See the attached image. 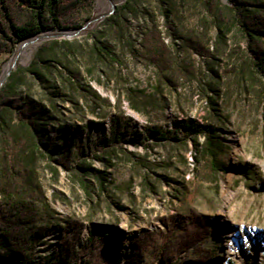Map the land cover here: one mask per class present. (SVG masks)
I'll return each instance as SVG.
<instances>
[{
  "label": "rangeland",
  "instance_id": "rangeland-1",
  "mask_svg": "<svg viewBox=\"0 0 264 264\" xmlns=\"http://www.w3.org/2000/svg\"><path fill=\"white\" fill-rule=\"evenodd\" d=\"M174 1L173 5L162 6L158 0H95L93 8L68 16L71 28L46 30L42 32L45 36H33L27 46L17 45L9 51L4 50V39L11 25L24 23L30 10L22 0H0V81L9 69L10 75L22 72L24 86L18 90L21 103L32 98L45 110L42 118L33 116L43 145L69 156L68 168L51 160L37 162V179L57 217L38 243L37 264L54 262L53 255L59 252L62 242L60 229L67 221L84 225L81 245L94 233L98 245H112L126 264L134 238L148 232L165 235L174 225L182 227L196 217L209 226L210 236L204 246L213 252L204 261L194 249L191 255L182 252V264H264V81H251L236 71L226 73L231 67L239 68L245 55L241 46L230 39L226 45L216 43L217 30L205 0ZM128 4L135 11L128 15L131 41L141 48L145 32L157 27L175 59L192 64V75L176 86L162 83L153 63L130 52L128 40L113 43L119 62L96 69L94 77L89 73L93 66L88 59L77 60L83 85H91L101 99L91 92L77 91L68 70L64 69L57 79L51 78L53 82L40 80L27 70L47 41L69 39L88 49L89 31L101 27L109 15ZM190 29L202 34L214 48V60L184 46L181 36ZM227 48L234 51L230 53ZM67 64L76 66L73 62ZM41 67L46 73L43 64ZM213 69L223 76L220 96L210 90ZM210 97H215L217 102L213 103H219L215 107L221 109L226 121V125L217 121L225 145L218 174H211L205 162L196 163L194 142L182 141V135L179 140L161 145L150 140L152 147L148 149L143 144L147 127L172 129L175 121L188 118L213 122ZM118 99L132 118L130 130L124 135L128 141L125 147L138 155H147L148 151L147 159L155 163L157 170V174L151 173L156 192L145 190L140 172L126 156L114 160L113 166L100 158L104 156ZM132 103L141 110H135ZM204 139L199 137V142ZM93 169L105 172L108 180L104 186L91 174ZM157 244L162 246V239ZM156 257L137 264H157Z\"/></svg>",
  "mask_w": 264,
  "mask_h": 264
},
{
  "label": "trees",
  "instance_id": "trees-1",
  "mask_svg": "<svg viewBox=\"0 0 264 264\" xmlns=\"http://www.w3.org/2000/svg\"><path fill=\"white\" fill-rule=\"evenodd\" d=\"M22 1L30 10L29 17L24 23L11 25L10 34L4 39V50L14 51L17 45L52 28H71L68 16L91 9L95 3V0ZM158 1L162 6H170L175 2ZM205 5L217 30L216 43L226 45L230 39L235 45L241 46L245 55L239 68L231 67L226 73L236 71L238 75H247L251 81H264V0H228L226 3L222 0H205ZM134 12L129 4L124 5L109 15L101 27L90 30L87 36L88 49H85V44L69 39L45 42L27 70L40 80L48 82H53L51 78L62 76L64 69L68 70L72 77L71 84L77 91L85 90L101 99V95L91 89V85H83L80 78L81 66L77 60L88 59L93 66L89 68V73L94 77L96 69L119 62L120 55L113 43L128 40L130 52L153 63L162 83L176 86L188 75H192V64L175 59L171 47L157 27H151L145 32L141 48L131 41L128 15ZM181 39L186 48L197 54L212 60L216 58L214 48L195 29L183 33ZM228 49L226 51L230 53L234 51L232 48ZM67 62H73L76 66L72 67ZM41 64L44 65L46 73L41 70ZM213 72L214 80L210 90L220 96V80L223 76L214 69ZM23 80L21 71L13 72L0 88V264H37L38 243L48 234L52 222L57 218L37 179V162L41 159L51 160L68 168L69 161V156L64 151L57 154L43 145L42 137L38 133V121L33 116L42 118L45 110L43 105L32 98L21 103L18 90L21 85L24 86ZM210 99L213 122H199L197 119L188 118L175 121L172 129H162L156 125L147 127L143 144L148 149L152 147L150 140L161 145L172 139L179 140L178 136L182 135V141L190 139L194 142L196 163L205 162L211 174H218L222 170L220 154L225 145L217 121L225 125L226 121L221 109L215 107L219 103H213L217 102L215 97ZM132 106L135 110H141L136 103H132ZM131 121L132 118L122 109L121 99H118L115 113L111 117L108 139L103 147L104 156L100 158L113 166L114 160L126 156L134 170L140 172L145 190L156 192L157 186L151 181V173L157 174V170L154 169L155 163L147 159L148 151L147 155H138L128 152L125 147L128 141L124 135L130 130ZM201 136L205 138L202 143L199 142ZM91 174L102 186L108 180L102 170L93 169ZM196 218L182 227L174 225L165 235L148 232L145 236L134 238L127 251L125 263L137 264L143 259L157 256V264H182L180 253L191 255L192 249L203 258L202 261L204 258L209 259L213 250L206 248L204 243L210 236V229ZM83 229V224L67 221L60 229V250L53 255L54 262L47 264H122L123 256L120 251L109 243L98 245L94 241V233L86 244L81 245L79 240ZM159 239L163 241L160 247L157 244Z\"/></svg>",
  "mask_w": 264,
  "mask_h": 264
},
{
  "label": "water",
  "instance_id": "water-1",
  "mask_svg": "<svg viewBox=\"0 0 264 264\" xmlns=\"http://www.w3.org/2000/svg\"><path fill=\"white\" fill-rule=\"evenodd\" d=\"M66 35H67L68 37H71V36H72V34H69V33L66 34ZM42 36H45V35H43V34L38 35V37H42ZM28 43H29V40H26V41H24L21 45H22V47H25V46H27ZM15 64H16V61L13 63V66H15ZM11 71H12V69H10V70L8 71V73H7V74L3 77V79L0 81V86L4 84L6 78L10 75Z\"/></svg>",
  "mask_w": 264,
  "mask_h": 264
},
{
  "label": "bare ground",
  "instance_id": "bare-ground-1",
  "mask_svg": "<svg viewBox=\"0 0 264 264\" xmlns=\"http://www.w3.org/2000/svg\"><path fill=\"white\" fill-rule=\"evenodd\" d=\"M16 57H17V56H16ZM15 61H16V60H15ZM15 61H14V62H15ZM9 70H10V69H9Z\"/></svg>",
  "mask_w": 264,
  "mask_h": 264
}]
</instances>
